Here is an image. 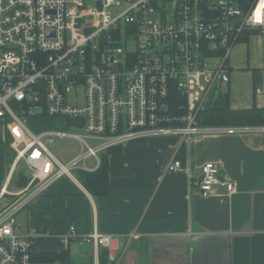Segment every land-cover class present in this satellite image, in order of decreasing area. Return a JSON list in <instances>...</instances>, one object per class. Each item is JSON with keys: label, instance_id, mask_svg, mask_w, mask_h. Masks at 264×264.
Here are the masks:
<instances>
[{"label": "built area", "instance_id": "1", "mask_svg": "<svg viewBox=\"0 0 264 264\" xmlns=\"http://www.w3.org/2000/svg\"><path fill=\"white\" fill-rule=\"evenodd\" d=\"M254 34L264 39V0H0V120L14 151L10 169L24 163L33 184L0 211V264H32L33 238L17 227L19 209L73 169L92 170L89 159L97 168L108 148L164 134L247 131L203 126L198 116L229 82L233 46ZM39 117H62L83 133L34 131L28 122ZM56 139L76 140L80 152L59 160L49 149ZM181 168L177 159L166 167ZM192 184L204 197L235 191L213 161ZM75 237L70 225L62 245ZM80 240L107 249L110 262L126 249L98 231Z\"/></svg>", "mask_w": 264, "mask_h": 264}, {"label": "crops", "instance_id": "2", "mask_svg": "<svg viewBox=\"0 0 264 264\" xmlns=\"http://www.w3.org/2000/svg\"><path fill=\"white\" fill-rule=\"evenodd\" d=\"M261 47L264 39L254 34L229 53V82L220 89L229 91L232 109L264 107V92L256 93L251 82ZM244 77L249 82L239 84ZM45 118L52 117L31 118V126L43 130L37 124ZM0 125V142L11 158L5 170L7 158L0 151L1 211L33 184L24 163L10 169L14 151L2 120ZM255 128L202 133L191 139L156 135L117 146L107 155L108 191L103 195L89 192L80 173L55 180L15 215L20 233L32 235V264H99V248L80 240L92 231L119 237L126 245L125 250L119 247L115 261L108 258V264H264V131ZM173 159L180 161L179 171L166 169ZM207 161L218 164L235 191L220 187L207 197L199 193L192 180ZM87 164L92 170L82 171L96 169L93 159ZM70 225L76 237L63 246ZM130 234L137 237L124 241ZM64 249L65 259H41Z\"/></svg>", "mask_w": 264, "mask_h": 264}, {"label": "trees", "instance_id": "3", "mask_svg": "<svg viewBox=\"0 0 264 264\" xmlns=\"http://www.w3.org/2000/svg\"><path fill=\"white\" fill-rule=\"evenodd\" d=\"M198 122L203 126H264V107L253 105L250 108L232 109L229 104V91L219 89L211 96L203 111L200 112ZM111 148L101 153L100 164L95 170L81 171L79 174L83 185L92 194L103 195L108 191L107 155L118 150L117 146ZM41 257L42 260L48 261L57 258L65 259L67 252L64 250L58 255ZM108 262V251L101 247L99 249V264H108Z\"/></svg>", "mask_w": 264, "mask_h": 264}, {"label": "rangeland", "instance_id": "4", "mask_svg": "<svg viewBox=\"0 0 264 264\" xmlns=\"http://www.w3.org/2000/svg\"><path fill=\"white\" fill-rule=\"evenodd\" d=\"M121 1H123V0H121ZM260 43H261V41H260ZM260 45H262V43ZM260 51H261V54L258 56V61L260 62L259 63L260 65H259V67H254L252 69V73H254V76L252 74L251 82L255 81L254 84L252 83L253 87L256 86V87H260V88L264 89V47H261ZM253 54L254 53L251 52V55H250L251 60H252ZM254 71H256V72H254ZM237 82L239 84L242 83L244 85L245 82H249V78L244 77V78H241V80H238ZM242 89H244V87ZM217 90H219V89H215V93L217 92ZM210 98L208 99V101L210 100ZM36 123L37 122H34V124H36ZM28 125L30 126L31 129H33L34 131H37L35 128H33L34 127L33 124L31 126L30 121L28 122ZM37 126L42 127V129H64L66 127V129L69 132L83 133L82 129L71 128L70 125L67 124V121L65 119H63L62 117L45 118L44 120L39 122L37 124ZM1 131H2V129H1V125H0V134H1ZM89 142L94 143L93 140H89ZM4 146L5 145L3 143L0 144V151L2 154L6 155L5 150L7 152V149H4ZM6 147H7V145H6ZM49 149L56 157H58L63 162L66 161L67 157H70V155L73 156V154H76L77 151L80 150L79 144L77 143L76 140H73V139H56L51 145H49ZM8 153H9V151H8ZM6 158H7V160L5 158L3 159V161L5 162V166H4L5 170L8 169L10 161H11V158H9L8 155H6ZM19 169L24 170L22 166H20ZM24 171H26V169ZM81 171H82L81 169H73L72 170L73 174H75V175H77Z\"/></svg>", "mask_w": 264, "mask_h": 264}, {"label": "water", "instance_id": "5", "mask_svg": "<svg viewBox=\"0 0 264 264\" xmlns=\"http://www.w3.org/2000/svg\"><path fill=\"white\" fill-rule=\"evenodd\" d=\"M71 123L73 125H79L80 124V121L73 119V120H71Z\"/></svg>", "mask_w": 264, "mask_h": 264}, {"label": "bare ground", "instance_id": "6", "mask_svg": "<svg viewBox=\"0 0 264 264\" xmlns=\"http://www.w3.org/2000/svg\"><path fill=\"white\" fill-rule=\"evenodd\" d=\"M112 149V148H111ZM97 230V229H96ZM64 250H66V249H64ZM68 252V251H67Z\"/></svg>", "mask_w": 264, "mask_h": 264}]
</instances>
